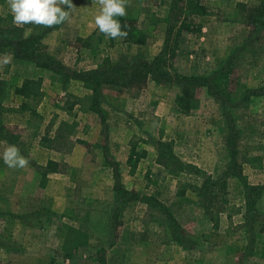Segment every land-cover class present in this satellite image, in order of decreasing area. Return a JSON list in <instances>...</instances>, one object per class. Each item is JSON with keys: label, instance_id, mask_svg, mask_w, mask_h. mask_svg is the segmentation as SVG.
<instances>
[{"label": "rangeland", "instance_id": "1", "mask_svg": "<svg viewBox=\"0 0 264 264\" xmlns=\"http://www.w3.org/2000/svg\"><path fill=\"white\" fill-rule=\"evenodd\" d=\"M201 1L206 15L193 19L194 29L181 33L166 70L209 76L231 59L227 88L238 99L264 86V0ZM171 3L125 0L126 15L120 18L131 23L138 32L134 34L146 35V44L139 45L99 32L94 22L99 0H73L69 19L43 38L46 48L41 54L53 58L49 67L7 54L10 63L0 65V156L15 145L29 163L22 169L8 168L0 159V264H264V197L257 206L253 243L243 228L246 186L264 185V96L231 109L236 132L231 139L221 102L206 89L197 91L198 107L186 116L177 103L182 88L174 84L152 79L140 89L105 84L99 97L103 123L94 111L92 91L74 78L75 73L151 62L164 48ZM9 16L7 0H0V18ZM8 26L1 22L0 33ZM12 26L25 37L35 32L32 24L18 26L12 20ZM179 29L180 24L174 26L176 34ZM8 49L0 50V60ZM38 78L43 79L42 97L24 100L22 84ZM172 115L189 123L173 125L168 121ZM63 125L70 130L66 148L73 150L56 152L43 139L50 128L52 137ZM187 128L194 129V137ZM148 130L155 156L161 154L159 144L171 145L172 163L145 175L152 163L148 158L141 164V176L133 179L124 164L127 151L114 148L112 140L124 144L132 134L137 139ZM232 148L239 159L258 158L254 167L240 168L243 178L227 172ZM116 160L125 186L137 192L144 206L123 202L114 190ZM50 162L65 173L48 175ZM223 174H228L224 180L229 205L216 226L215 216L204 209L193 188ZM161 205L175 216L172 230ZM94 226L106 236L96 261L82 255L73 263L62 262L78 251Z\"/></svg>", "mask_w": 264, "mask_h": 264}, {"label": "trees", "instance_id": "2", "mask_svg": "<svg viewBox=\"0 0 264 264\" xmlns=\"http://www.w3.org/2000/svg\"><path fill=\"white\" fill-rule=\"evenodd\" d=\"M201 0H172L169 14L166 17L168 22V28L166 33V39L164 42V48L161 53L156 56L151 62L138 61L127 64L126 66H116L110 70H93L86 73H75L74 78L76 80L82 81V83L92 91V102L94 104V111L100 114L103 117V123H105L104 113L100 105V96L101 88L103 85H122L124 87H131L140 89L147 84L149 79H152L159 83H170L182 88V94L178 98L177 103L180 110L189 115L192 110H195L198 107V100L196 99V94L198 90L206 89L207 92L218 98L221 102V105L224 109L225 115L228 119L230 138H236L235 128L232 127V119L230 118V111L233 107L241 103H248L253 99V97L264 96V86H260L255 90H247V92L238 99L237 95L234 92H231L227 87L229 85V75L231 73L230 60L226 63L224 67L213 72L209 76H182V75H173L166 68L168 67V62L172 56L175 55V44L178 47L177 40L183 31H190L194 29L192 26V20L196 17H204L206 15V8L202 5ZM119 22L122 25H126L127 37L128 40H133L139 45L146 44V35L144 33H138L135 28L131 26V23L126 24L123 18L117 17ZM6 22L9 25L4 31L0 33V50L7 49L6 54L13 55L14 58L21 61H31L36 62L42 67H49L53 62L48 54H41L42 49H45L46 46L43 43L44 36L49 33L52 29L59 27L53 26L52 28H45L44 26L34 25L35 32L30 36L25 37L23 35V30L12 26V17L9 16L7 19H1L0 23ZM180 24V29L176 34L174 31V26ZM201 26H197L196 31H200ZM172 43V46L170 44ZM230 69V70H229ZM119 81H121L119 83ZM42 78L38 79H28L26 80L21 88L19 93L21 97L28 101L32 102L38 100L42 97ZM3 81L0 76V91L3 90ZM66 125V124H65ZM63 125L56 130L55 136L50 135V129L46 132V136L43 139V143L50 149L57 152H69L72 151V148H66L69 140H65L66 135L70 133L68 126ZM53 127V126H52ZM161 154L158 156V163L164 167H170L171 165V145L170 144H159ZM239 152L236 149H230V157H232V162L229 165L228 173L232 172L233 176L238 175L240 168L244 164H251L254 160L258 158H247V156H241L238 158ZM57 164L50 162L47 167V171H58L56 170ZM186 167V166H185ZM184 166L181 170H185ZM190 171L198 170L194 166H187ZM39 169L41 167H38ZM46 170V169H45ZM116 170V168H115ZM64 170H59L63 172ZM200 170H198L199 172ZM228 177V174H223L218 179L206 180L204 186L199 189H194L197 196L201 199V204L204 206L205 210L212 212L215 216L214 225L218 226V216L228 209L229 192L226 189L225 178ZM238 177H242L238 175ZM243 178V177H242ZM115 191L118 193V196L123 202H131L138 200L137 196L135 197L134 192L126 191L121 182L120 176L115 173ZM191 188V186L189 187ZM246 211L247 216H245V224L243 228L246 229V232L252 234L251 242L253 243L254 232H255V223L257 221L256 217L259 216V210L257 208L258 202L264 195V185L258 186H246ZM148 203V202H147ZM162 210L167 216V223L169 229L172 230V225H176L175 216L169 208L162 206Z\"/></svg>", "mask_w": 264, "mask_h": 264}, {"label": "clouds", "instance_id": "3", "mask_svg": "<svg viewBox=\"0 0 264 264\" xmlns=\"http://www.w3.org/2000/svg\"><path fill=\"white\" fill-rule=\"evenodd\" d=\"M95 2V0H92ZM10 14L15 25H40L45 28L61 25L70 17L75 7L73 0H7ZM100 12L95 16V25L108 39L126 38V25L117 17L126 15L125 0H99ZM10 59L3 54L0 65H7ZM8 168H24L29 161L20 154L15 145H9L0 156Z\"/></svg>", "mask_w": 264, "mask_h": 264}, {"label": "crops", "instance_id": "4", "mask_svg": "<svg viewBox=\"0 0 264 264\" xmlns=\"http://www.w3.org/2000/svg\"><path fill=\"white\" fill-rule=\"evenodd\" d=\"M155 115H157V113H155ZM186 116H188V115H186ZM168 121L170 123H172L173 125H177V126H183L186 123H189L188 120H187V122L184 123L182 118L174 117L173 115L168 119ZM164 131H165V133H168L170 130L165 129ZM187 131H188L189 135L194 137V135H195L194 134V129L187 128ZM150 135H151V130H148L146 132V134H145V132H144V134L143 133L138 134V138L137 139L132 134V136L129 137L126 140V142H124V144H123V141L122 142H115V140H112V143H113L112 145H114L113 146L114 148L120 149V150H122L124 148V150L127 151L128 155L126 157V160H125L124 164L128 168H130V170H131V172H130L131 173V178H133V179L141 176L140 173H141V171L143 169V168H140L141 164H142L143 161H145L148 158H152V163L149 164V167L145 170L146 171L145 175H149L150 174L149 172H150V170L153 167H156V166L160 167V164L157 161L158 157L155 156V151H156L155 145H153V143H151V141L147 138ZM200 137H202V138L204 137V139H206L207 135H205V136L201 135ZM118 141H120V140H118ZM121 143H122V147L120 146ZM72 150H73V148H72ZM248 157H250V156L248 155ZM115 165H116V169H117L116 172L120 176V182H121L123 188L126 191L137 193L136 191L128 189L125 186V182H123V178H122V175H121L122 173H120L119 170H118V169H120L122 167L120 162L119 161L115 162ZM196 165H198V163H196ZM244 165L254 167L253 163H252V165L251 164H244ZM47 173H48V175L51 174V173L53 175H56V173L64 174L65 171H63V172L48 171ZM114 179H115V173H114ZM115 182H116V180H115ZM114 190H115V188H114ZM263 197H264V195H263ZM263 197H262V199H263ZM137 198H138V200H136V202H138V203H140L141 205L144 206L145 204L141 203V201H139L140 200L139 196H137ZM131 202H135V201H131ZM99 231H102V229L98 228L97 226H94L90 230H88V235H85L87 237L86 241H84V243H82L81 245L78 244L79 245L78 251L76 250V251L73 252V253H77L78 252V255L76 256V254H73V253L68 254L67 256H65V258L62 259V262L73 263L74 261H76L77 258L82 259V255H85L84 259H86V261H94L95 262L96 259H97L98 249H100V247L102 246V244L104 242V238H106V236H104L103 234L101 235L100 234L101 232H99ZM107 232H108V230L106 232H104V233H107Z\"/></svg>", "mask_w": 264, "mask_h": 264}]
</instances>
